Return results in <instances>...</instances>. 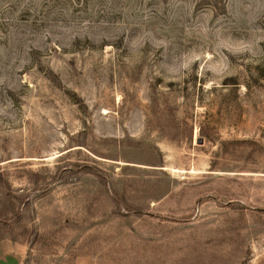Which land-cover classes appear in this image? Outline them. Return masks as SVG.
I'll list each match as a JSON object with an SVG mask.
<instances>
[{
    "label": "rangeland",
    "instance_id": "obj_1",
    "mask_svg": "<svg viewBox=\"0 0 264 264\" xmlns=\"http://www.w3.org/2000/svg\"><path fill=\"white\" fill-rule=\"evenodd\" d=\"M0 264H264V0H0Z\"/></svg>",
    "mask_w": 264,
    "mask_h": 264
}]
</instances>
